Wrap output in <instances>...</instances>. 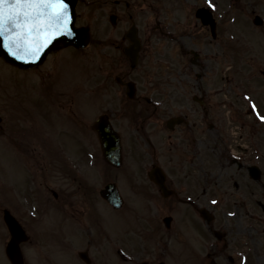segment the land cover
<instances>
[{"label":"rangeland","instance_id":"obj_1","mask_svg":"<svg viewBox=\"0 0 264 264\" xmlns=\"http://www.w3.org/2000/svg\"><path fill=\"white\" fill-rule=\"evenodd\" d=\"M159 1L140 0V5L137 6L138 8H131V6L129 8L130 13L133 15L134 11L139 10V13L135 14V17L138 16L136 23L140 24L141 31H144L146 36L144 40L147 44L146 51L149 57L148 61L150 60V71L152 72V74L149 73L150 78L161 82L164 79V72L161 71L163 68L153 69V66L167 64L164 62L166 57L170 59L168 64H177L175 61L181 59L179 57V46H193L200 52L201 62L206 60V64L210 67L213 74L214 72H217L218 75L222 73L225 74L226 78L230 80V83L234 86L232 88L233 93L235 90H239V93L242 92L241 88L235 84L243 85L244 81L246 83L248 82L247 84L251 81H256L257 85L254 89L248 87L251 98H255L256 101L257 93L260 94L264 89V82L261 81L259 74H257L258 78H254L255 71L258 70L260 66L264 65V26L259 28L253 25V18L256 14L264 16V0H211V5H214L212 10L213 16L216 18L218 31L214 40L210 38L208 30L205 32V28L200 25L193 14V11H195L198 6H209V0ZM98 8L99 7H95V5L92 7L87 4L84 5L83 3L78 6V22L80 24L91 25L90 27L94 38L91 44L93 46L90 45L87 49L88 60L86 66L89 70L90 86H93L95 82L100 80L98 70L101 71L102 67L115 66L122 64L124 61L121 53L114 49L113 39L116 36L119 37L117 32L118 30L121 32L122 29H119L118 26L124 27L126 24V17L125 15H120L121 20L118 26L112 27L111 24L107 22L106 16L98 18L101 13H106L105 11H107V9ZM119 11H123V9L121 10L119 8ZM89 13H91V16ZM92 13L94 14L92 15ZM193 23L194 25H192ZM99 36H102L103 39H98ZM96 41L99 42L96 43ZM243 43L246 45H243ZM240 45H242V47ZM173 48H176L174 52H172ZM147 56L144 61L140 63L137 70L132 71L131 75L135 74V76L138 77V73L145 72L143 70L147 62ZM50 59H55L57 64L56 76L59 81L64 82L65 86H69L70 83H75L79 80L82 63L80 62L79 72V60L73 58L72 54L70 55L66 49L61 50L59 53H54L48 60ZM3 63L4 62L0 60V78H10L13 72H9L8 68ZM173 68L174 67H171L168 72L171 73ZM112 71H114V68H112ZM165 71L167 75V70ZM106 74L113 76L117 73L113 72L111 74ZM206 76L208 80H211L210 72H206ZM138 79L140 83H144L143 79ZM58 86L59 84L57 83V87ZM29 92L31 95L33 94L32 90ZM156 95L160 97L159 94L156 93ZM90 103L89 115L93 117V115L96 114L98 105L92 101ZM256 103L258 106H261L264 104V99L260 97ZM245 105L246 101L244 102V106ZM163 109L162 107L161 110ZM50 118H54L53 111L50 113ZM248 123L254 124L252 117H249ZM250 131L253 132L251 134L253 145L257 147L260 143L259 154L260 151L261 154L259 161L262 159L263 164L261 171L263 174H261L259 180L256 181L251 180L248 177L249 175L246 176L245 171H243V175H241L240 172H238V174L235 173L237 178L242 180L239 185L235 187L228 186V189L230 188L232 192L230 199L237 200L239 217L237 215L233 219L235 212L231 209L230 211H225L228 214L224 216L223 211L220 210L221 205L217 208V224L223 222L222 219L224 217L228 218V223L223 222L224 226L227 228L221 241V243L224 244L223 250H221L220 245L217 243L212 248V251H222L226 264H237V256H235L237 248L234 240H240L243 243L247 240L250 241L247 247L243 246L242 251L240 250V252H242L241 256L243 261L245 258V261L248 259V264H264V223L260 222V226H257L259 233L246 231L241 236L240 232H238L243 230L241 219L245 213L257 215H262L261 212L264 213V208L258 205L256 206L254 198L253 200H249V197L247 199L244 193V191L247 193L246 183L252 182V188L256 190L257 194H262L260 195L261 198H264V130L263 128L258 129L256 127L254 129L250 127ZM145 148L146 146L144 143H142V146H135V150L138 149V152H141L143 157L145 156ZM19 150L16 148V152H19ZM9 155L3 153V148L0 145V198L16 201V198H20L21 195H24L26 190L22 186L24 185V179L16 170L15 160L11 157L12 154ZM252 155L253 154L250 152V158L255 159ZM224 166L227 165L217 162L215 168L220 172H225ZM2 168L5 174L3 178L1 177ZM244 179L248 180L245 182ZM233 202L234 201H232V203ZM225 207V209L229 210L227 205ZM229 212L231 215H229ZM115 224L123 225V220L117 219ZM230 253L233 254L234 260L228 263L225 255ZM249 254L250 256L248 258Z\"/></svg>","mask_w":264,"mask_h":264},{"label":"flooded vegetation","instance_id":"obj_2","mask_svg":"<svg viewBox=\"0 0 264 264\" xmlns=\"http://www.w3.org/2000/svg\"><path fill=\"white\" fill-rule=\"evenodd\" d=\"M35 69L37 83L40 84L47 79V76L46 73L42 71L41 66L35 67ZM197 75L199 76L198 73ZM197 75L195 74L192 87H195L200 92V82H196ZM167 82L173 87L171 96L173 97L175 94L179 95V88L173 82ZM4 92L5 96L2 98L3 114L1 134L4 143L6 142V147L8 146V142L11 140L13 133H16L20 128H23L21 130L22 132L24 129H28L34 137L36 136V138L40 135L41 126H43L44 131L49 132L50 110L52 107L56 108L57 104L61 106V109H69L70 112L72 110L70 105L71 101L69 102L67 98L58 99L56 96L45 98L44 105L40 106L39 95L35 99V104L31 103V105L24 106L21 98L18 102V108H12L10 106L6 88ZM48 93L50 94L51 91L48 90ZM166 99H168L167 96ZM203 99V107L205 110L203 114L204 120H214L215 114L210 113L211 105L209 99L206 96H204ZM180 100L181 98L178 99V103H181ZM150 109H152V107H150ZM12 110L16 111V119L13 120L9 119ZM159 112L160 110L157 108L155 113ZM190 116L192 117L184 119L185 123L191 127L189 129L183 128L179 131L177 133V139L182 143L188 142V146L191 147L195 153L194 158L198 160H191L183 163L188 164L193 168H199L200 163H204V161L201 160V154L205 152L201 149L204 150L210 146L212 136L211 130L215 129V124L213 122L205 123V126H207L206 128L208 129L207 136H192L190 134L188 136L187 133L192 130H197L198 126L200 127L202 124L200 118H193L197 116V112L190 114ZM183 126L184 125H182V127ZM80 127L82 131L87 128L86 120L81 121ZM162 129L166 133L163 135L164 138L162 140L164 147H168L169 145L170 147H173L174 140L170 139V137L176 130V127L173 131H170L165 127ZM216 134L214 138L216 137ZM14 146H16L18 150L21 149L22 152H24V148H26L22 145ZM54 151L53 155L56 160L50 161L49 164L45 165V168L50 176L58 174L59 177L54 176L47 183V178L42 176L43 174L39 172V169L37 170V172H39L37 177L43 180V188L37 187L36 192L39 197L47 195V201L43 205V209L38 207L36 211L38 216L35 218V221L26 220L25 224L20 218H18V221L29 236L28 240L21 244L25 264H30L24 251L25 244H29L33 249L34 254H36V258L31 264H134V261L131 258L121 256L119 247L116 246L115 236L118 234L117 227H105L104 201L98 196L97 183L93 182L92 184H89L88 177L84 176L83 165L85 162L82 160L77 161V164H80V166L73 170L72 167H67V162L62 161L61 158L57 156L56 151ZM156 163L157 162L155 161L149 162V164L153 166L157 165ZM164 164L166 166L165 170H163L165 174L164 181L168 188L172 187H170L172 182L179 184L184 183L183 178L179 179V171L174 169L172 161H165ZM189 172L191 173V171ZM192 172H194V170ZM181 173L182 175L186 174L185 171H181ZM96 180H103V177ZM187 184L194 185L195 179L188 175ZM171 190L173 191L172 195L165 199L164 202L167 204L172 198L176 199L178 202H182V198L172 188ZM164 205L165 204H162V207H164ZM42 210L50 212V221L48 224L45 223V216L42 215ZM195 211V209H191L189 212L191 213ZM189 212L186 209H181L180 217L182 223L187 220L190 226L193 227L194 232L192 233V231L186 230L182 234V238L190 233L193 234V237L198 234V222L191 218ZM172 225L173 217L167 227L162 226L166 238H168V233L172 230ZM77 249H81L78 253H84L83 258L80 259L76 257L75 251ZM47 253H50L51 256L54 255V259L47 257ZM73 261L77 263H73ZM144 262L150 264L148 260Z\"/></svg>","mask_w":264,"mask_h":264},{"label":"snow or ice","instance_id":"obj_3","mask_svg":"<svg viewBox=\"0 0 264 264\" xmlns=\"http://www.w3.org/2000/svg\"><path fill=\"white\" fill-rule=\"evenodd\" d=\"M71 23L67 0H0V39L22 60L38 59L54 37L71 34Z\"/></svg>","mask_w":264,"mask_h":264},{"label":"water","instance_id":"obj_4","mask_svg":"<svg viewBox=\"0 0 264 264\" xmlns=\"http://www.w3.org/2000/svg\"><path fill=\"white\" fill-rule=\"evenodd\" d=\"M73 5L74 4H71L70 8H72ZM73 33H74V35H77V32L73 31ZM70 38H72V39H66V41L69 42V43H74V44H79V45L81 43L82 46L86 44V40H87L86 36L84 34H82L81 39L79 40V42L75 40V38H76L75 36L70 37ZM129 38H130L131 41L134 42L135 39H134L133 36L132 37L130 36ZM61 39L62 38H59L58 40H61ZM137 49H138V46H137V43L135 41V43H133L129 48L124 50L125 54L131 59V65H134V63H135ZM6 50L7 49L4 47L3 40L0 39V54L4 53V51L6 52ZM106 145L110 146L111 143H108ZM110 153L111 152H110L109 149L104 152V154L106 155L107 159H109V160L112 159L111 157H109ZM6 220L8 221V224L10 226V230H11L12 235H13L12 241H11V243L9 245L8 254H9L11 260L14 262V264H18L19 263V258H18V255H17L18 252H17V246L16 245H17V242H18V239H19L18 237H19L20 230H19V228L16 226V224L14 223V221L11 218H9V219L6 218Z\"/></svg>","mask_w":264,"mask_h":264}]
</instances>
